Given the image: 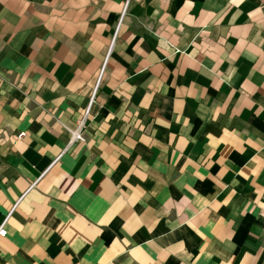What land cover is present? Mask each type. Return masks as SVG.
<instances>
[{"label": "crops", "instance_id": "crops-1", "mask_svg": "<svg viewBox=\"0 0 264 264\" xmlns=\"http://www.w3.org/2000/svg\"><path fill=\"white\" fill-rule=\"evenodd\" d=\"M125 1L0 0V264H264V0H129L104 65Z\"/></svg>", "mask_w": 264, "mask_h": 264}, {"label": "built area", "instance_id": "built-area-1", "mask_svg": "<svg viewBox=\"0 0 264 264\" xmlns=\"http://www.w3.org/2000/svg\"><path fill=\"white\" fill-rule=\"evenodd\" d=\"M128 4H129V0H126L125 3H124V7H123V10H122V13L120 14V17H119V21L116 25V28H115V33L111 39V42L109 44V47H108V50H107V54H106V57H105V60H104V65H105V62L107 61V58L112 50V47H113V44H114V40H115V36H116V33H117V30L123 20V17L126 13V10L128 8ZM98 85H99V81L98 83L96 84L95 88L93 89V92H92V95L90 96V99L88 101V104L86 106V109H85V112H84V115L78 119L76 121V126L75 128H69L68 126H66L65 124H62L61 123V126L62 128L68 132V134L70 135V144L73 143V142H83L84 141V135H83V130H84V127H85V122H86V118L89 114V111H90V108L94 102V96H95V93H96V90L98 88ZM25 136V133L24 132H21L18 134V137H23ZM16 204H14L11 208V210L8 212V214L6 215L4 221L0 224V237H5L7 235V230H6V222H7V219L9 218V216L11 215V213L13 212L14 208H15Z\"/></svg>", "mask_w": 264, "mask_h": 264}]
</instances>
